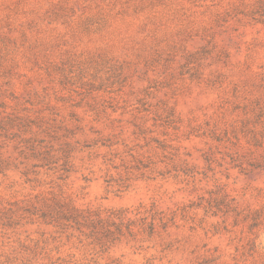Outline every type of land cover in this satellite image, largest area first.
I'll return each instance as SVG.
<instances>
[{"label": "rangeland", "instance_id": "374dc122", "mask_svg": "<svg viewBox=\"0 0 264 264\" xmlns=\"http://www.w3.org/2000/svg\"><path fill=\"white\" fill-rule=\"evenodd\" d=\"M0 264H264V0H0Z\"/></svg>", "mask_w": 264, "mask_h": 264}, {"label": "trees", "instance_id": "16d2710c", "mask_svg": "<svg viewBox=\"0 0 264 264\" xmlns=\"http://www.w3.org/2000/svg\"><path fill=\"white\" fill-rule=\"evenodd\" d=\"M76 214H65L61 216L65 220H73L76 225L85 223L90 229V235L98 240L100 236L131 237L142 234L151 236L156 228L165 231L175 224L177 210L164 212L155 207L139 205L134 209H117L107 211L75 210Z\"/></svg>", "mask_w": 264, "mask_h": 264}]
</instances>
